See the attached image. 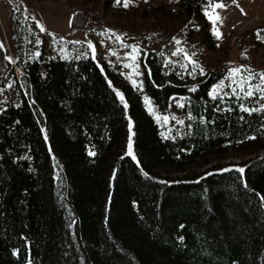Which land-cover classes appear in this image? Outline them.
I'll return each instance as SVG.
<instances>
[{
  "label": "trees",
  "instance_id": "trees-1",
  "mask_svg": "<svg viewBox=\"0 0 264 264\" xmlns=\"http://www.w3.org/2000/svg\"><path fill=\"white\" fill-rule=\"evenodd\" d=\"M72 1L83 26L90 4L103 20L123 12ZM208 5L127 15L142 37L128 84L105 58L35 55V21L12 0L22 73L0 51V264H264V95L213 98L225 53ZM174 102L182 123L163 136L150 107ZM229 157L241 160L219 165Z\"/></svg>",
  "mask_w": 264,
  "mask_h": 264
},
{
  "label": "rangeland",
  "instance_id": "rangeland-1",
  "mask_svg": "<svg viewBox=\"0 0 264 264\" xmlns=\"http://www.w3.org/2000/svg\"><path fill=\"white\" fill-rule=\"evenodd\" d=\"M176 1L130 0L127 8L123 6V12L113 13L105 20L98 17L100 8L90 4L88 9L94 14V20L92 24L83 26L82 20L75 18L73 21V14L82 10L81 4L76 1H72V4L70 0H22L21 23L35 21L36 27L32 31L37 46L35 55L41 47H44L48 54L58 51L68 56L105 58L108 63L112 61L109 63L110 68L122 73L124 83L133 84V81L140 83L139 46L142 44V37L138 27H129L132 18L127 15L135 14L136 11L147 6L162 5L175 9ZM212 3L224 5L216 8H210L208 5L207 18L210 30L226 56L224 57L221 52L219 55L216 54L221 57L222 69H225V72L212 86L211 92L216 89L215 94L241 92L246 95L247 91L252 90L254 94L264 95V92L255 90L258 85L264 88V80L260 78L261 74H264V0H212ZM124 13L128 17L126 20ZM210 15L218 16L219 19L213 22ZM12 16V0H0V51L2 55L12 60L13 69L16 75L20 76L22 69L15 61L12 41L14 34ZM40 26L45 30L41 31ZM216 32L220 33L219 37ZM117 37L120 39L118 40ZM133 47L138 51L134 52ZM22 58L25 59L26 55ZM232 69H240L241 72L233 75L230 71ZM249 75L253 78L244 83L241 91L237 85L243 77ZM249 85L252 87L249 88ZM150 109L163 136L173 135L178 131L179 121L183 119L178 103L169 105L165 111H159L154 106ZM130 124L132 125V120L129 118L127 147L131 142ZM127 150L129 152V147ZM131 152L133 154L132 148ZM240 160L229 157L218 163L226 166L228 163H238ZM201 170L196 169V171Z\"/></svg>",
  "mask_w": 264,
  "mask_h": 264
},
{
  "label": "snow or ice",
  "instance_id": "snow-or-ice-1",
  "mask_svg": "<svg viewBox=\"0 0 264 264\" xmlns=\"http://www.w3.org/2000/svg\"><path fill=\"white\" fill-rule=\"evenodd\" d=\"M121 2L123 3V6H124L125 8H127V7L129 6L130 0H117V3H121ZM223 6H224V5H223L222 3H216V4H213V3H212V0H209V7H210V8L223 7ZM210 19H213V22H215L216 20L219 19V17H218V16H211V15H210ZM38 26H39V25H38ZM40 28H41V31H44V30H45L42 26H40ZM216 35L219 37L220 33H219V32H216ZM257 35L259 36V33H257ZM117 39L119 40L120 37H117ZM176 43L179 44L180 41L177 40ZM89 47H92V46L89 45ZM133 51H134V52H135V51H138V49H136L135 47H133ZM177 51H182V49H178ZM173 54L175 55L176 53H173ZM133 59H135V57H133ZM126 67H128V65H126ZM230 71H231V73H232L233 75L239 74V73L241 72L240 69H232V70H230ZM137 74H139V73H137ZM252 78H253V77H252L251 75H249L248 77H243V78L241 79L240 83L237 85V86L241 89V91H243V85H244V83L247 82L248 80H251ZM260 78H261L262 80H264V74H261V77H260ZM233 82L235 83V81H233ZM133 83L135 84V81H133ZM251 87H252V86L249 85V88H251ZM255 90H256V91H260V92H264V88L260 87L259 85L256 86ZM216 91H217L216 89H213V98H214V99L216 98V97H215V93H216ZM116 94H117V96L119 97V99L121 100V102H124V96H123V94L120 93V92H118V91H117ZM253 94H254V92H253L252 90H249V91H247V93H246V95H247L248 97L253 96ZM125 107H127L126 102H125ZM243 110H244V111H249L247 108H244ZM150 111H151V109H150ZM164 119H165V121H167V117H165ZM179 122L182 123V121H179ZM130 129H131V124H130ZM130 141H131V138H130ZM128 147H129V152H128V154H129V155H132V152H131L132 144H131V142L129 143ZM90 155H95V153H90ZM132 158L135 159V156L133 155ZM239 171H240V172H243L244 170H243V169H239Z\"/></svg>",
  "mask_w": 264,
  "mask_h": 264
}]
</instances>
